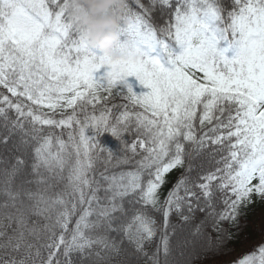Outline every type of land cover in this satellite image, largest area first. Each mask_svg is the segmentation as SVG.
<instances>
[{"label": "snow or ice", "instance_id": "6c2138e0", "mask_svg": "<svg viewBox=\"0 0 264 264\" xmlns=\"http://www.w3.org/2000/svg\"><path fill=\"white\" fill-rule=\"evenodd\" d=\"M135 3L140 11L125 5L113 59L90 47L67 0H0V126L36 145L30 172L20 157L0 168V264H107L121 250L111 233L145 264H168L173 214L188 221L185 210L193 213L203 197L210 215L235 219L254 193L264 198V0H232L230 11L221 0H176L159 28L152 9ZM133 76L147 91L133 90ZM113 95L128 102L114 106L124 108L115 124L106 106ZM101 103L98 116L88 112ZM106 131L134 132L127 148L141 156L134 170L107 174L131 161L112 164L110 150L101 158L97 137ZM209 144L215 167L193 178L189 163L161 203L165 175L185 167L188 145L200 152ZM217 193L222 212L214 210ZM129 196L134 211L121 219ZM149 206L162 216L151 252L145 248L157 233ZM235 264H264V244Z\"/></svg>", "mask_w": 264, "mask_h": 264}, {"label": "trees", "instance_id": "16d2710c", "mask_svg": "<svg viewBox=\"0 0 264 264\" xmlns=\"http://www.w3.org/2000/svg\"><path fill=\"white\" fill-rule=\"evenodd\" d=\"M221 2L227 10H232V0H221ZM128 3L134 10L140 11L135 3V0H128ZM141 3L152 9L149 16L150 22L159 28L160 26H163L165 22H170L172 10L175 6L176 0H170L172 8H170L169 5L160 3V0H156L155 4L152 3V0H141ZM95 51L97 55H102V53H99L98 50ZM106 70L107 67L105 66L100 71L103 72ZM127 80L128 83L132 84L133 90L137 93L147 91V89L144 88V86L141 85L134 76L128 77ZM127 103L128 102L120 95H113L106 102V106L112 109L110 123L115 124L116 118L124 111V108L121 107L117 110L114 106ZM104 108L105 103H101L97 105L95 109L89 106L88 112L90 114L94 113L98 116ZM129 108L133 111H140L139 108L133 109L131 105H129ZM45 111L48 110L45 109ZM66 113L70 114L71 109H66ZM10 115L14 116L15 113L12 112ZM56 118H61L59 112H57ZM0 120H2V118H0ZM44 127L47 128L48 126ZM69 130L70 129L63 130V139L67 140V131ZM54 131L57 135H59L62 130L55 129ZM86 134L89 136L96 135L94 130L91 128L86 130ZM22 138L23 134L20 131H16L9 135L7 130L0 126V162H7L6 164L0 163V168L11 167V163L15 161L16 157H20L28 161V168L26 169V172H30V165L33 160V150L36 145L31 141L28 144H22ZM135 140L136 136L132 131L123 133L119 138L113 136L107 131L100 133L97 137V141L100 149H103V151L99 152V155L103 160L109 159L108 150H110L112 152V164L116 165V160L123 159L125 156L129 157L131 161L128 164H118L115 167H109L107 174H118L121 171H132L135 169V161L140 159L141 156L136 155L133 157L132 153L127 150L128 146ZM188 147L191 151V155L186 159L185 167L173 169L165 175L166 182L159 190L161 203L173 189L178 179L185 174L189 163H191V175L193 178H195L198 173L207 172L215 167L214 158L212 156L215 146L209 144L206 150H202L200 152L193 151L191 145H188ZM137 151L138 153L142 152L140 149ZM215 159H219V157L217 156ZM103 170L104 165L98 161L96 165V172L92 175L98 177L99 172ZM66 174L67 173H65V175ZM143 179L146 182L147 176L143 177ZM131 199V196L125 197L124 207L128 215L127 217H124L122 214H118L121 216V219H130L134 211L133 206L130 204ZM2 200L3 197H0V202H2ZM213 205L216 212H222L224 210L219 193L216 194ZM136 207L139 206L137 205ZM148 210L151 212L152 219L156 221L155 228L157 233L151 244L147 245L145 248L146 251L151 252L155 250L156 245L159 243V237L162 231V216L159 213L152 212L151 206H149ZM259 210L264 211V198L254 193L252 195L251 202L240 207L235 219H226L221 221L215 216L209 214L211 210L203 204V197H201V203L196 206V210L193 213H188L185 210L184 214L190 216L188 221L182 220L177 214H173L171 216V222L173 223L176 232L173 233L172 230L169 229L168 234L171 238V255L168 257V264H235V262L242 257L234 256L237 255L242 248L247 250L246 254H249L256 246L264 244V220L259 219L262 218L258 214ZM186 226L189 228L185 233L184 230ZM178 227L184 228L179 235L177 233L179 229H176ZM110 235L112 239L117 241L121 250L118 255H113L107 264H145V259L135 251L134 245L129 243V241L122 234L111 233ZM189 236V239L191 240H194L195 238H205L207 243L210 242V248L213 247V249H210L209 247L207 249H203L205 245L199 249L192 247L193 244H189V240L187 239ZM179 237L180 239L178 240L177 238ZM195 251H197V253ZM194 252L196 255L193 256Z\"/></svg>", "mask_w": 264, "mask_h": 264}, {"label": "clouds", "instance_id": "9594fccd", "mask_svg": "<svg viewBox=\"0 0 264 264\" xmlns=\"http://www.w3.org/2000/svg\"><path fill=\"white\" fill-rule=\"evenodd\" d=\"M128 0H67V14L91 48L118 59L119 29Z\"/></svg>", "mask_w": 264, "mask_h": 264}, {"label": "rangeland", "instance_id": "374dc122", "mask_svg": "<svg viewBox=\"0 0 264 264\" xmlns=\"http://www.w3.org/2000/svg\"><path fill=\"white\" fill-rule=\"evenodd\" d=\"M258 214H259V216L260 217H262V218H259L260 220H264V211H258ZM172 223V222H171ZM172 225H173V223H172ZM189 227L188 226H186L185 227V230H184V228H182V227H178V228H176V229H179L178 230V235L182 232V230H184V232L186 233V230L188 229ZM175 232H176V230H175ZM190 238V236L187 238L189 241V244H193V246L192 247H194V248H196V249H199V248H202L204 245V248L203 249H207L208 247L210 248V246H211V244H210V242H206V239L205 238H202V239H198V238H195L194 240H191V239H189ZM178 240L180 239V237L179 238H177ZM210 249H213V247H211ZM199 251V250H198ZM196 253H197V251H195ZM193 253V256L194 255H196V253ZM246 252H247V250L246 249H244V248H242L241 249V251L239 252V253H237V255H235L234 257H243V255H246Z\"/></svg>", "mask_w": 264, "mask_h": 264}]
</instances>
